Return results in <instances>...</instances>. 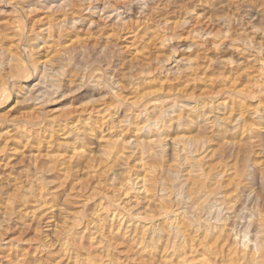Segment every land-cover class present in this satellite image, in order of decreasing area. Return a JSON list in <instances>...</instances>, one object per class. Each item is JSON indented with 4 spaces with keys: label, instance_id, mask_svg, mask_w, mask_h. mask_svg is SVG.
Here are the masks:
<instances>
[{
    "label": "rangeland",
    "instance_id": "1",
    "mask_svg": "<svg viewBox=\"0 0 264 264\" xmlns=\"http://www.w3.org/2000/svg\"><path fill=\"white\" fill-rule=\"evenodd\" d=\"M144 1L0 0V264H178L177 250L162 254L180 234L201 240L209 264H264V0ZM191 29L212 30L219 47L187 48L213 39L191 41ZM140 67L150 72L141 78ZM143 107L135 121L163 111L158 135L125 126ZM152 138L166 143L154 154ZM146 173L144 197L139 184L122 192Z\"/></svg>",
    "mask_w": 264,
    "mask_h": 264
},
{
    "label": "bare ground",
    "instance_id": "2",
    "mask_svg": "<svg viewBox=\"0 0 264 264\" xmlns=\"http://www.w3.org/2000/svg\"><path fill=\"white\" fill-rule=\"evenodd\" d=\"M141 1H142V2H145L144 0H131V3H132V4H135V3H139V4H140ZM148 1H149V0H148ZM134 2H135V3H134ZM139 4H138V5H139ZM144 5H146V4H144ZM140 6H141V7H139V8H144V7H142L141 4H140ZM146 6H147V5H146ZM148 6H149V5H148ZM154 6H156V4H155ZM123 8H124V7H123ZM123 8H122V9H123ZM126 9L128 10V8H126ZM114 10H116V12H117V9H114ZM127 10L124 9L125 12H126ZM141 10H142V9H141ZM143 10H145V9H143ZM122 11H123V10H122ZM192 11H193V10H192ZM142 12H143V11H142ZM151 12H152V11H151ZM188 12H189V11H188ZM118 13H119V12H118ZM121 13H122V12H121ZM138 13H139V12H138ZM189 13L191 14V12H189ZM158 14H159V13H158ZM158 14H156V12H152L151 15H149V16L151 17V19H153V18H155V16H157ZM195 14H197V13H195ZM119 15H120V13L117 14L116 17L119 16ZM161 16H162V15H161ZM120 17H121V16H120ZM159 17H160V16H159ZM199 17H200V14L194 16V18L192 19V21H195V23L193 22V24H192L193 26H194V24L200 23V21H201L202 19L199 20ZM118 18H119V17H117V19H118ZM156 18H157V17H156ZM202 18H203V17H202ZM217 18H218V17H217ZM151 19H150V20H151ZM158 19H159V18H158ZM184 19H185V18H184ZM221 19H222V18H221ZM176 21H177V20H176ZM203 21H205V20H203ZM210 21H211V20H210ZM159 22H160V23L163 22L164 28H165V26H166L165 29H167V27H168V23H167L168 21H167V19L164 18V19L161 20V21L159 20V21L157 22V24H159ZM187 22H188V21L185 19V23H186V24H187ZM189 22H190V21H189ZM201 22H202V21H201ZM215 22H216V21H215ZM71 23H72V22H71ZM166 23H167V25H166ZM170 23H171V21H170ZM176 23H177V22H176ZM190 23H191V22H190ZM203 23H204V22H203ZM207 23H208V22H206V25H207ZM222 23H223V22H222ZM172 24L175 25L174 22H172ZM172 24H171V26L169 27L170 29H172V28L174 27ZM180 24H181V23H180ZM178 25H179V24H178ZM189 25H190V24H189ZM208 25H209V24H208ZM208 25H207V27H208ZM47 26H48V27L45 28L46 32L44 31V32H45V35H46L45 37L50 36V29L52 28L51 25H48V24H47ZM139 26L141 27V25H139ZM160 26H161V24H160ZM176 26H177V25H176ZM201 26H202V25H201ZM137 27H138V26H137ZM148 27H149V26H148ZM203 27H204V26H203ZM143 28H144V27H143ZM146 28H147V27H146ZM149 28H150V27H149ZM176 28H177V27H175L174 29H176ZM179 28H180V27H179ZM196 28H199V26H198V27L196 26ZM204 28H205V27H204ZM134 29H135V28H134ZM138 29H139V27H138ZM189 29H190V28H189ZM209 29H211V28H209ZM136 30H137V29H136ZM191 30H193V31H190V32H189V30H188V33H191V34H190V37H191L190 39H191V41H193V40H192V39H194V35H193V34H195L196 32L198 33V34H196V36H197V35H200L201 38L204 37V35H206V36H208V37L212 36L213 39H212L211 41H207L206 37H204V40H202V42H201V41H195V42H193V43L190 44L191 46H190V45H187V48H188V47L191 48L192 45H194V44L197 46V48H200L201 50H202V49H207V46H208V45H209V48L213 47L214 49H217V48L219 47V45H220V44H219V43H220L219 40H220V39L218 40L219 43H217V40H215L214 37H213V35L211 34V31H212V30H211V31H205V30H204L205 32H203V33H202V30H201L200 32L197 31V30H194V29H191ZM42 31H43V30H42ZM137 31H138V30H137ZM165 31H166V30H165ZM173 31H174V30H173ZM132 32H133V30H132ZM132 32H131V33H132ZM135 32H136V31L134 30V33H135ZM141 32H142V30H141ZM146 32H148V31H146ZM174 32H175V31H174ZM51 33H52V32H51ZM134 33H133V34H134ZM170 33H171V32H170ZM201 33H202V34H201ZM216 33H217V32H216ZM221 33H223V32H221ZM224 33H225V32H224ZM37 34H39V33H37ZM158 34H159V33H158ZM218 34H219V33H218ZM218 34H217V35H218ZM40 35H41V34H40ZM43 35H44V34H43ZM138 35H139V34H138ZM138 35H137V36H138ZM170 35H175V34H170ZM170 35L168 34V37H169ZM187 35H189V34H187ZM220 35L222 36V34H220ZM51 36H52V35H51ZM51 36H50V37H51ZM134 36H135V35H134ZM134 36H133V37H134ZM181 36H182V35L179 34L177 37L180 38ZM45 37H44V39H45ZM161 37H162V36H161ZM163 37H164V36H163ZM170 37H171V36H170ZM170 37H169V39H170V41H171V38H170ZM174 37H175V36H174ZM185 37H186V38H187V37L189 38V36H185ZM185 37H184V38H185ZM225 37H226V36H225ZM48 38H49V37H48ZM175 38H176V37H175ZM181 38H182V37H181ZM186 38H185V39H186ZM188 38H187V39H188ZM219 38H221V37H219ZM172 39H173V38H172ZM196 39H197V38H195V40H196ZM223 39H224V38H223ZM238 40H239V39H238ZM166 41H167V40H166ZM166 41H165V42H166ZM240 41H241V40H240ZM159 42H160V41H159ZM163 42H164V41H163ZM163 42H162V43H163ZM232 42H233V41H232ZM232 42H231V43H232ZM234 42H235V41H234ZM234 42H233V43H234ZM236 42H237V41H236ZM45 43H46V42H45ZM222 43H223V42H222ZM244 43H245V42H244ZM246 43H247V42H246ZM248 44H249V42H248ZM259 44H260V43H259ZM195 45H194V46H195ZM223 46H224V45H223ZM236 46H237V45H236ZM246 46H247V44H246ZM259 46H260V45H259ZM261 46H262V45H261ZM47 47H48V46H47ZM163 47H164V46H163ZM232 47H233V46H232ZM232 47H231V48H232ZM252 47H253V46H252ZM252 47H250V48H252ZM225 48H226V47H225ZM238 48H239V46H238ZM256 48H257V49H256ZM256 48H255V51H254L255 53H253V56H254V57H256L255 55H258V54L260 53V47H259V48L256 47ZM236 49H237V48H236ZM241 49H243V48H241ZM252 49H254V48H252ZM201 50H199V51H201ZM208 50H209V49H208ZM219 50H221V49L219 48ZM196 51H198V50H196ZM199 51H198V52H199ZM242 51H243V50H242ZM194 52H195V51H194ZM208 52H209V51H208ZM205 53H206V52H205ZM193 55H194V54H193ZM168 56H169V55H168ZM147 57H148V56H147ZM169 57H170V56H169ZM194 57H195V56H194ZM150 58H151V57H150ZM196 59H197V57H196ZM212 59H213V58H212ZM225 59H226L225 61L228 60L229 63L231 62L229 59H227V58H225ZM259 59H260V58H259ZM141 60H142V59H141ZM147 60H148V58H147ZM163 60H164V59H163ZM167 60H168V58L165 59V61H167ZM188 61H189V60H188ZM188 61H187V62H188ZM144 62H145V61H144ZM181 62H184V61H181ZM220 62H221V61H220ZM223 62H224V61H223ZM262 62H264V61H262ZM191 63H192V62H191ZM208 63H211V60H209ZM193 64H194V62H193ZM218 64H219V63H218ZM218 64H217V65H218ZM144 65H145V64H144ZM148 65H149V64H148ZM184 65H185V64H184ZM207 65H208V64H207ZM155 66H156V65H155ZM187 66H188V65H187ZM153 67H154V66H153ZM205 67H206V66H205ZM205 67H204V68H205ZM179 68H180V66H179ZM151 69H152V68H151ZM136 70H137V69H136ZM165 70H166V69H165ZM176 70H179V69H176ZM195 71H196V69H195ZM148 72H150L149 69H143L142 67H140V70H139V72L137 73V75H139V76L141 77L142 74H144V73L146 74V73H148ZM182 73H183V72H182ZM198 73H199V72H198ZM130 75H131V74H130ZM139 76H138V78H139ZM186 76H187V75H186ZM188 76H189V75H188ZM9 77H10V76H9ZM129 77H131V76H129ZM132 77H133V76H132ZM132 77H131V78H132ZM50 78H51V77H50ZM141 78H142V77H141ZM149 78H150V77H149ZM197 78H198V77H197ZM146 79H147V78H146ZM153 79H154V78H153ZM138 80H139V79H138ZM138 80H137V81H138ZM143 81H144V80H143ZM150 81H151V80H150ZM147 82H148V81H147ZM136 84H137V83H136ZM143 84H144V83H143ZM136 86H137V85H136ZM143 86H144V85H143ZM131 87H132V86H131ZM145 87H146V86H145ZM135 88H136V87H135ZM113 89H114V87H113ZM137 89H138V88H136V89H134V90H137ZM140 91H141V90H140ZM145 91H146V90H145ZM145 91H143V92H145ZM147 91H148V89H147ZM121 92H122V91H121ZM121 92H120V93H121ZM129 92H130V91H129ZM132 92H133V91H132ZM145 93H146V92H145ZM154 93H156V92H154ZM118 94H119V93H118ZM142 94H143V93H142ZM126 95H127V94H126ZM138 95L140 96V93H139ZM143 95H144V94H143ZM149 95H151L150 92H149ZM127 96H129V95H127ZM131 96H132V94H131ZM139 96L136 98L137 100H138ZM145 96H146V95H145ZM145 96H144V98H145ZM133 97H134V93H133ZM133 97H132V98H133ZM135 97H136V94H135ZM132 98H131V99H132ZM141 98H142V97H141ZM124 99H125V96H124ZM133 99H135V98H133ZM128 100H129V99H128ZM227 101H228V100H227ZM232 102H233V101H232ZM204 103H205V102H204ZM204 103H203V104H204ZM233 103H234V102H233ZM238 103H239V102H238ZM238 103H237V104H238ZM106 104H107V103H106ZM123 104H124V103H123ZM174 104H175V103H174ZM222 104H224V102H222ZM180 105H183V104H180ZM190 105H191V104H190ZM220 105H221V102H220ZM220 105H219V106H220ZM224 105H225V104H224ZM229 105H230V104H229ZM234 105H236V104H234ZM193 106H194V105H193ZM193 106L191 105V107L189 108L190 110H188L189 112H188L187 114H190V113H191L190 115H192V114L195 115L194 112H195L199 107H197V106H196V107H193ZM202 106H203V105H202ZM241 106H242V104H241ZM166 107H167V106H166ZM184 107H185V106H184ZM186 107H187V105H186ZM232 107H235V106H232ZM151 108H152V107H151ZM202 108H204V107H202ZM237 108H239V107H237ZM96 109H97V108H96ZM102 109H105V108H102ZM239 109H240V108H239ZM119 110H120V109H119ZM163 110H164V109H163ZM167 110H169V109H167ZM181 110H182V108H181ZM198 110H199V109H198ZM202 110H203V109H202ZM90 111H91V110H90ZM101 111H102V110H100V114H102ZM106 111H107V110H106ZM116 111H117V110H116ZM146 111H147V109L143 107V109H141L139 112L133 114V116H132V117H133L132 120L134 119V121H135V118H138V119H139V117H141V116H145L144 114H146ZM150 111H151V110H150ZM152 111H153V110H152ZM170 111H171V110H170ZM174 111H177V110L174 109ZM91 112H92V111H91ZM98 112H99V111H98ZM102 112H104V110H103ZM162 112H163V111H159V114H158L157 117H153V118H149V119H148V116H147V117H146L145 119H143L142 121L137 120V121H135V122H130V121H127L126 119H121V120H126V121H127V123H126V122L124 123V122L122 121V123H124L125 126L130 127V126L132 125L136 131H139V130H140L139 132H141L142 130H145V129H146L147 131L151 132V134H154V136H155V135H158V134L160 133L161 129H163V128L166 126V123H167V121H165L163 118H161V116H162L161 113H162ZM164 112H165V111H164ZM196 112H197V111H196ZM88 113H89V112H88ZM94 113H95V112H94ZM114 113H115V112H114ZM118 113H121V110H120ZM129 113H130V112H129ZM151 113H152V112H151ZM151 113H150V114H151ZM165 113H166V112H165ZM168 113H169V112H168ZM173 113H174V112H173ZM173 113H172V114H173ZM176 113H177V112H176ZM176 113H175V114H176ZM226 113H227V112H226ZM90 114H91V113H90ZM106 114H107V113H106ZM111 114L113 115V112H112ZM178 114H179V113H178ZM228 114H229V113H228ZM103 115H104V114H103ZM130 115H131V114H130ZM130 115H129V116H130ZM167 115H168V114H167ZM181 115H182V114H181ZM199 115H200V114H199ZM151 116H152V115H151ZM151 116H149V117H151ZM165 116H166V114H165ZM169 116L171 117V114H170ZM205 116H206V115H205ZM170 117H169V118H170ZM176 117H177V116H176ZM183 117H184V116H183ZM190 117H191V116H190ZM238 117H239V116H238ZM89 118H90V117H89ZM89 118H88V119H89ZM92 118H93V117H92ZM124 118H125V116H124ZM126 118H129V117L126 116ZM187 118H189V117H187ZM191 118H192V117H191ZM200 118H201V117H200ZM203 118H204V117H203ZM205 118H206V117H205ZM205 118H204V119H205ZM239 118H240V117H239ZM86 119H87V118H86ZM108 119H109V116H108V115H104V116H102V117L99 119V122H100V124H102L104 121H107ZM129 119H130V118H129ZM141 119H142V117H141ZM170 119H171V118H170ZM172 119H174V116H173ZM176 119H178V117H177ZM189 119H190V118H189ZM237 119H238V118H237ZM92 121H93V120H92ZM108 121H109V120H108ZM168 121H170V120H168ZM173 121H174V120H173ZM175 121H177V120H175ZM175 121H174V122H175ZM181 121H182V120H181ZM70 122H71V121H70ZM114 122H115V121H114ZM117 122H118V119H117L116 123H117ZM120 122H121V121L118 122V125H119ZM128 122H129V123H128ZM171 122H172V121H171ZM174 122H173V123H174ZM177 122H178V121H177ZM191 122H192V121H191ZM86 123H87V122H86ZM86 123H85V124H86ZM95 123H97V122H95ZM109 123H110V121H109ZM112 123H113V122H111V124H112ZM175 123H176V122H175ZM170 124H172V123H170ZM181 124H182V123H181ZM74 125H75V124H74ZM104 125H105V124H104ZM106 125H107V124H106ZM115 125H116V124H115ZM176 125H177V124H176ZM182 125H184V124H182ZM71 126H72V125H71ZM99 126H100V125H99ZM108 126H109V125H108ZM173 126H174V124H173ZM184 126H185V125H184ZM184 126H183V127H184ZM101 127H102V126H101ZM109 127H110V126H109ZM119 127H120V126H119ZM128 127H127V128H128ZM176 127H177V126H176ZM90 128H91V125H90ZM92 128H93V127H92ZM120 128H121V127H120ZM72 129H73V128H72ZM109 129H110V128H109ZM88 130H89V129H88ZM132 130H133V129H132ZM77 131H78V130H77ZM90 131H91V129H90ZM124 131H125V130H124ZM129 131H130V130H129ZM10 132H11V131H9V133H10ZM5 133H6V132H5ZM9 133H8V134H9ZM142 133H143V132H142ZM165 133H166V132H165ZM180 133H181V132H180ZM24 134H25V133H24ZM121 134H122V133H121ZM124 134H125V133H124ZM133 134H135L134 131H133ZM144 134H145V133H144ZM145 135H147V134H145ZM167 135H168V134H167ZM139 136H141V134H140ZM165 136H166V135H165ZM48 137H49V136H48ZM119 137H120V136H119ZM141 137H143V136H141ZM141 137H140V138H141ZM148 137H149V136H148ZM160 137H161V136H160ZM166 137H167V136H166ZM184 137H185V136H184ZM184 137L182 136V139H183ZM115 138H116V136H115ZM138 138H139V137H138ZM140 138H139L138 140H140ZM143 138H145V137H143ZM153 138H154V137H153ZM153 138H152L151 140H148V141L146 142V144H147V149H148V151H149L148 153H150V154H151V152H153V151H152V144H154V145H156V146H161V142H162V141L160 142L161 139L159 140V139H153ZM162 138H163V137H162ZM116 139H117V138H116ZM125 139H126V138H125ZM132 139H133V138H132ZM132 139H131V143H132ZM172 139H173V138H172ZM174 139H175V138H174ZM176 139H177V138H176ZM182 139H180V140L177 142V144H176V145H179L178 147H180L181 152L185 149V145H186V146L188 145L189 148H190V146H191V145L189 146V144H190L189 141H190V140L188 141L189 144H185V145H184V142H183L184 140H182ZM187 139H188V137H187ZM111 140H112V139H111ZM145 140H147V139H145ZM164 140H165V137H164ZM123 141H124V140H123ZM123 141H122V142H123ZM129 141H130V140H129ZM134 141H136V140H134ZM170 141H171V140H170ZM172 141L174 142V140H172ZM106 142H107V140H106ZM106 142H105V143H106ZM115 142H116V141H115ZM122 142H121V143H122ZM164 142H165V141H164ZM173 142H172V143H173ZM194 142H196V141H194ZM200 142H201V141H200ZM202 142H203V141H202ZM202 142H201V143H202ZM112 143H113V142H112ZM127 143H128V142H127ZM127 143H126V144H127ZM135 143H139V142H135ZM162 143H163V142H162ZM167 143H168V142H167ZM186 143H187V141H186ZM196 143H198V142H196ZM113 144H114V143H113ZM128 144H129V143H128ZM128 144H127V145H128ZM164 144H166V143H164ZM164 144H163V145H164ZM173 144H174V143H173ZM191 144H192V142H191ZM202 144H205V143H202ZM130 145H132V144H130ZM130 145H129V146H130ZM137 145H138V144H137ZM163 145H162V146H163ZM197 145H198V144H197ZM197 145L195 146V144L193 143V148H195V150L192 149V151H193V150H194V151H197V150H198V152H200V150H199L200 147H201V149L205 147V146L203 147V145L200 146V147H198ZM107 146H108V145H107ZM122 146H123V145L119 146L118 144H115V147H116V148L120 147V153H121V150L123 149ZM145 146H146V145H145ZM162 146H161V147H162ZM166 146H167V145H166ZM194 146H195V147H194ZM109 147L112 148L113 146L110 145ZM161 147H160V149H159L160 151H161ZM168 147H169V146H168ZM176 147H177V146H176ZM121 148H122V149H121ZM125 148H126V147H125ZM125 148H124V149H125ZM133 148H134V147H133ZM163 148H164V147H163ZM173 148H174V145H173ZM173 148H172V149H173ZM186 148H187V147H186ZM191 148H192V147H191ZM139 149H141V148H139ZM165 149H166V147H165ZM177 149H178V148H176V150H177ZM116 150H117V149H116ZM116 150H115V152H116ZM133 150H134V149H133ZM188 150H189V149H188ZM75 151H76V150H75ZM110 151H111V150H110ZM128 151H129V150H128ZM135 151H136V149H135ZM137 151H138V150H137ZM137 151H136V152H137ZM139 151H140V150H139ZM171 151H172V150H171ZM204 151H205V150H204ZM204 151H201V153H202V152L204 153ZM108 152H109V151H108ZM112 152H113V151H112ZM130 152H131V151H130ZM158 152H159V151H158ZM163 152H164V150H163ZM174 152H177V151H174ZM187 152H188V151H187ZM118 153H119V152H118ZM127 153L129 154V152H127ZM132 153H133V152H132ZM154 153H155V152H153V154H154ZM192 153H193V152H192ZM192 153H191V154H192ZM195 153H197V152H195ZM75 154H76V153H75ZM115 154H116V153H115ZM124 154H126V153H124ZM130 154H131V153H130ZM137 154H138V153H137ZM137 154H136V155H137ZM139 154H141V153H139ZM142 154H143V152H142ZM153 154H152V155H153ZM189 154H190V153H189ZM76 155H77V154H76ZM120 155H121V154H120ZM120 155H119V156H120ZM126 155H127V154H126ZM145 155H146V154H145ZM177 155H178V154H177ZM185 155H186V154H185ZM185 155H184V156H185ZM107 156H108V155H107ZM109 156H110V155H109ZM112 156H113V155H112ZM114 156H115V155H114ZM119 156H118V157H119ZM132 156H133V155H132ZM149 156H150V155H149ZM153 156H154V155H153ZM181 156H182V155H180V158H181ZM193 156H194V155H193ZM198 156H199V154H198ZM105 157H106V156H105ZM116 157H117V156H116ZM127 157H128V156H127ZM127 157H126V158H127ZM160 157H161V156H160ZM175 157H177V156H175ZM189 157H190V156H189ZM200 157H201V155H200ZM200 157H197L196 160L198 161V158H200ZM202 157H203V156H202ZM71 158H72V157H71ZM138 158H139V157H138ZM150 158H151V157H150ZM183 158H184L185 160H187V159H186V156L183 157ZM187 158H188V157H187ZM191 158H192V157H191ZM193 158H194V157H193ZM69 159H70V158H69ZM140 159H141V158H140ZM145 159H146V158H145ZM174 159H175V158H174ZM174 159H173V160H174ZM177 159H179V158H177ZM177 159H176V161H177ZM189 159H190V158H189ZM189 159H188V160H189ZM116 160H117V159H116ZM118 160H119V159H118ZM199 160H200V159H199ZM124 161H125V160H124ZM138 161H139V160H138ZM180 161H182V160L180 159ZM115 162H116V161H115ZM187 162H188V161H187ZM187 162H186V163H187ZM199 162H200V161H199ZM174 163H175V161H174ZM177 164H178V163H177ZM183 164H184V163H183ZM197 164H198V163H197ZM139 165L142 166V163L140 162ZM174 165H175V164H174ZM181 165H182V164H181ZM185 165H186V164H185ZM188 165H190V164L188 163ZM188 165H187V166H188ZM135 166H136V165H135ZM172 166H173V165H172ZM190 166H191V165H190ZM137 167H138V166H137ZM174 167H175V166H174ZM180 167H181V166H180ZM190 170H191V169H190ZM166 171H167V170H166ZM187 171H188V170H187ZM143 172H144V171H143ZM189 172H190V171H189ZM141 173H142V172H141ZM175 173H176V172H175ZM178 173H179V172H178ZM187 173H188V172H187ZM191 173H192V172H191ZM124 174L126 175L127 173H124ZM143 174H144V173H143ZM143 174H142V175H143ZM189 174H190V173H188L187 175H189ZM152 175H153V173H152ZM152 175H151V176H152ZM180 175H181V174H180ZM187 175H186V176H187ZM151 176H149V175L146 173V174L143 175L140 179H138V177L135 178L136 181H135V179H128V178H127L128 180H126V182H125L124 184H121V183H120L121 185H123V188H124L122 192H124V194L126 195V194H128V192H129L130 190L133 191V186H134V185H135V187H136V185L138 186V184H139V189H140V190H138V191H139V192H142V193L144 194L142 197H144L147 193H149V192H148V185L150 184L149 181H150V177H151ZM186 176H185V177H186ZM127 177H128V176H127ZM131 177H132V176H131ZM189 177H190V176H189ZM151 178H152V177H151ZM179 178H180V177H179ZM187 178H188V177H187ZM183 179H184V178H183ZM179 180H180V179H179ZM185 180H186V179H185ZM183 181H184V180H183ZM151 184H152V183H151ZM151 184H150V185H151ZM152 186H153V185H152ZM135 187H134V188H135ZM150 188H151V187H150ZM136 189H138V188H136ZM118 190H119V189H118ZM120 190H121V189H120ZM120 190H119V191H120ZM161 190H162V188H161ZM161 190H160V191H161ZM164 190H165V189H164ZM160 191H159V192H160ZM135 192H136V191H135ZM161 192H162V191H161ZM133 193H134V192H133ZM142 193H139V194L142 195ZM139 194H138V195H139ZM200 194H201V193H200ZM203 194H204V193H203ZM131 195H132V194H131ZM122 196H123V193H122ZM132 196H133V195H132ZM147 196H148V195H147ZM147 196H146V197H147ZM204 196H205V195H204ZM207 196H208V194H207ZM140 197H141V196H140ZM128 198H129V197H128ZM136 198H137V197H136ZM131 199H133V198L131 197ZM148 199H149V198H148ZM204 199H205V198H204ZM204 199H203V201H204ZM129 200H130V199H129ZM129 200H128V201H129ZM199 200H200V199H199ZM205 200H206V199H205ZM114 201H115V200H114ZM37 202H38V201H37ZM157 202H158V200H157ZM126 203H127V202H126ZM135 203H136V201L134 202V204H135ZM146 203H147V202H146ZM40 205H42V207H43V206H44V203H42V204H40ZM138 205H139V204H138ZM163 205H164V204H163ZM165 205H166V204H165ZM165 205H164V206H165ZM123 206H124V205H123ZM145 206H146V205H145ZM159 206H160V205H159ZM159 206H158V208H159ZM36 207H39V206H36ZM45 208H46V207H45ZM161 208H162V206H161ZM161 208H160V209H161ZM101 209H102V208H101ZM126 209H127V208H126ZM131 209H133V208H131ZM140 209H141V208H140ZM166 209H167V208H166ZM208 209H209V208H208ZM46 210H47V209H46ZM97 210H98V209H97ZM134 210H136V209L134 208ZM153 210H154V209H153ZM108 211H109V210H108ZM164 211H165V210H164ZM136 212H137V211H136ZM208 212H209V211H208ZM96 213H97V212H96ZM141 213H142V212H141ZM148 213H149V212H148ZM169 213H170V212H169ZM182 213H183V212H182ZM94 214H95V213H94ZM165 214H166V213H165ZM179 214H181V213H179ZM208 214H210V213H208ZM127 215H128V214H127ZM175 215H176V214H175ZM214 215H215V214H214ZM108 216H111V215H108ZM133 216H134V220H136L137 217H138L137 214H133ZM163 216H165V215H163ZM163 216H162V218H163ZM168 216H169V215H168ZM170 216H171V215H170ZM209 216H210V215H209ZM217 216H218V214H217ZM176 217H177V216H176ZM97 218H98V214H97ZM102 218H103V217H102ZM110 218H111V221H112L113 219H115V218H116L117 221H118V218L115 217V215H112V217H110ZM159 218H160V217H159ZM159 218H158V219H159ZM162 218H160L159 220H161ZM167 218H169V217H167ZM172 218H173V217H172ZM197 218H198V217H197ZM203 218H204V217H203ZM164 219H165V217H164ZM208 219H210V218L208 217ZM213 219H214V218H213ZM125 220H126V219H125ZM154 220H155V219H154ZM167 220H168V219H167ZM178 220H179V219H178ZM216 220H217V218H216ZM93 221H94V220H93ZM99 221H100V220H99ZM114 221H116V220H114ZM123 221H124V219H123ZM170 221H171V220H170ZM173 221H174V220H173ZM175 221H176V218H175ZM206 221H207V220H206ZM212 221H213V220H212ZM134 222H135V221H134ZM157 222H158V221H157ZM182 222H184V220H183ZM192 222H193V221H192ZM195 222H196V221H195ZM119 223H120V222H119ZM123 223H124V222L121 221V224H122V225H123ZM125 223H126V222H125ZM140 223H141V222H140ZM140 223H139V224H140ZM160 223H161V222H160ZM166 223H167V222H166ZM170 223H171V222H169L168 224H170ZM193 223H194V222H193ZM199 223H200V222H199ZM201 223H202V222H201ZM204 223H206V222H204ZM207 223H208V221H207ZM209 223H210V221H209ZM215 223H216V222H215ZM112 224H113V223H112ZM148 224H149V223H148ZM151 224H152V223H151ZM153 224H154V223H153ZM155 224H156V223H155ZM181 224H182V223H181V221H180V223H176V225H175V227H174V228H175V232H176L177 234L179 233L180 227L183 226V225H181ZM197 224H198V223H197ZM117 225H118V224H117ZM158 225H159V224H158ZM200 225H201V224H200ZM216 225H217V224H216ZM118 226H119V225H118ZM118 226H117V228H118ZM138 226H139V225H138ZM148 226H149V225H148ZM148 226H147V228H148ZM167 226H168V225H167ZM173 226H174V225H173ZM184 226H185V225H184ZM198 226H199V225H198ZM204 226H205V225H204ZM120 227H121V225H120ZM154 227H155V226H153V228H154ZM170 227H171V226H170ZM205 227H206V226H205ZM205 227H204V229H205ZM158 228H159V227H158ZM197 228H198V227H197ZM199 228H200V227H199ZM215 228H216V226H215ZM217 228H218V226H217ZM130 229H131V227H130ZM132 229H133V228H132ZM150 229H151V228H150ZM162 229H163V227H162ZM167 229H168V228H167ZM181 229H182V228H181ZM195 229H196V228H195ZM211 229H212V228H211ZM115 230H116V229H115ZM117 230H118V229H117ZM148 230H149V229H148ZM157 230H158V229H157ZM160 230H161V229H160ZM169 230H170V229H169ZM183 230H184V228H183ZM196 230H197V229H196ZM206 230H207V229H206ZM144 231H145V229H143V230L140 231V233H139V234H140V237H141V234L144 233ZM154 231H155V233H156V230H154ZM180 231H181V230H180ZM185 231H187V230H185ZM185 231H184V232H185ZM207 231H208V230H207ZM207 231H206V232H207ZM133 232H134V231H133ZM136 232H137V230H136ZM146 232H147V230H146ZM148 232H149V231H148ZM195 232H196V231H195ZM155 233H154V234H155ZM163 233H165V232H163ZM168 233H169V232H168ZM181 233H182V231H181ZM215 233H216V232H215ZM215 233H214V234H215ZM131 234H132V233H131ZM144 234H145V233H144ZM144 234H142V235H143V237L145 236L144 238H146V235H144ZM146 234H148V233H146ZM158 234H159V233H158ZM158 234H157V236H161V235H158ZM169 234H170V233H169ZM217 234H218V233H217ZM135 235H136V234H135ZM155 235H156V234H155ZM186 235H187V234H186ZM188 235H189V234H188ZM202 235H204V233H203ZM207 235H208V234H207ZM150 236H151V233H150ZM152 236H153V235H152ZM157 236H156V238H158ZM166 236H167V233H166ZM166 236H165V238H168V237H166ZM189 236H190V235H189ZM191 236H192V234H191ZM191 236H190L189 239H187L188 237L186 238L184 235L180 234L179 237H178V238H179V239H178V242H177L176 244H174V243L171 242V244L168 243V244H166L165 247H163V248H164V250H163V251H164V254H162V255H164L165 257H167L168 255H167L166 253H167V250H168V249H171V251L173 250V252H174V251L176 252V250H177V252H179L178 255L176 256L178 264H209V261H208L207 257L203 254L204 252H203V253H202V252H201V253H198L199 251L197 250V245L200 244V241H201V240L199 241V244H196V245H195V244H194L195 242L191 239V238H192ZM195 236H196V235H195ZM195 236H194V237H195ZM205 236H206V235H205ZM210 236H211V235H210ZM140 237H139V238H140ZM217 237H218V236H217ZM154 238H155V237H154ZM156 238H155V239H156ZM197 238H198V237H196V239H197ZM202 238H203V237H202ZM213 238H214V237H213ZM174 239H176V236H175ZM193 239H194V238H193ZM208 239H209V238H208ZM219 239H220V238H219ZM153 240H154V239H153ZM153 240H152V241H153ZM158 240H160V239L158 238ZM158 240H157V242H159ZM161 240H163V239H161ZM165 240H166V239H165ZM197 240H198V239H197ZM211 240H212V238H211ZM144 241H145V239H144ZM155 241H156V240H155ZM192 241H193L194 243H193ZM205 241H206V240H205ZM251 241H252V240H251ZM138 242H139V241H138ZM140 242H141V241H140ZM140 242H139V246H140ZM142 242H143V241H142ZM146 242H147V241H146ZM164 242H165V241H164ZM173 242H174V241H173ZM207 242H208V241H207ZM219 242H220V241H219ZM153 243H154V241H153ZM153 243H152V244H153ZM161 243H162V242H161ZM202 243H203V242H202ZM210 243H211V241H210ZM215 243H216V242H215ZM98 244H99V243H98ZM142 244H143V246L145 247L144 243H142ZM148 244H149V243H148ZM162 244H163V243H162ZM253 244H254V243H253ZM256 244H257V243H256ZM159 245H160V244H159ZM164 245H165V244H164ZM215 245H216V244H215ZM220 245H221V244H220ZM251 245H252V244H251ZM260 245H263V244L260 243ZM136 246H138V245H136ZM141 246H142V245H141ZM148 246H149V245H148ZM148 246H147V247H148ZM203 246H204V245H203ZM207 246H208V244H207ZM201 247H202V246H201ZM208 247H209V246H208ZM217 247H218V246H217ZM138 248H139V247H138ZM202 248H204V247H202ZM220 248H221V246H220ZM260 248H261V246H260ZM143 249H144V248H143ZM149 249H150V248H149ZM205 249H206V247H205ZM224 249H225V248H224ZM254 249H255V248H254ZM261 249H263V248H261ZM146 250H147V249H146ZM206 250H207V249H206ZM219 250H221V249H219ZM222 250H223V249H222ZM231 250H232V252H233V249H231ZM256 250H258V247H256ZM144 251H145V249H144ZM150 251H151V250H150ZM259 251H260V250H259ZM205 252H206V251H205ZM207 252H208V251H207ZM210 252H211V255L214 254L213 251H211V249H210ZM220 252H221L220 254H224V253H222V251H220ZM224 252H225V251H224ZM235 252H236V251H235ZM263 252H264V251H263ZM161 253H162V252H161ZM161 253H160V254H161ZM168 253H169V252H168ZM233 253H234V252H233ZM259 253H260V252H259ZM174 254H175V253H174ZM218 254H219V253H218ZM225 254H226V253H225ZM235 254H236V253H235ZM238 254H239V253H238ZM243 254H244V253H243ZM203 255H204V256H203ZM214 255H215V254H214ZM214 255H213V256H214ZM233 255H234V254H233ZM253 255H255V254H253ZM253 255H251V256H253ZM256 255H257V254H256ZM260 255H261V254H260ZM263 255H264V254H263ZM164 256H163V257H164ZM213 256H212V257H213ZM219 256H220V255H219ZM219 256H218V257H219ZM225 256H226V255H225ZM225 256H224V258H225ZM244 256H245V255H244ZM214 257H215V256H214ZM222 257H223V256H222ZM228 257H229V256H228ZM236 257H237V256H236ZM248 257H249V255H248ZM262 257H263V256H262ZM158 258H159V257H158ZM158 258H157V259H158ZM171 258H172V257H171ZM224 258H223V259H224ZM234 258H235V257H234ZM252 258H253V257H252ZM258 258H259V257H258ZM167 259H168V257H167ZM167 259H166V261H167ZM244 259H246V258H244ZM260 259H261V258H260ZM103 260H104V259H103ZM210 260H212V258H210ZM214 260H215V259H214ZM219 260H220V259H219ZM228 260H229V259H228ZM230 260L232 261L233 258L231 257ZM254 260H255V259H254ZM254 260H252V261L254 262ZM168 261H169V260H168ZM231 261H230V262H231ZM244 261H245V260H244ZM244 261H243V262H244ZM249 261H250V260H249ZM252 261H251V262H252ZM257 261H258V260H257ZM94 262H95V261H94ZM154 262H155V261H154ZM223 262H224V261H223ZM226 262H227V261H226ZM234 262H235V261H234ZM245 262H247V261H245ZM261 262H263V261H261ZM103 263H104V262H103ZM109 263H110V262H109ZM228 263H229V262H228ZM237 263H239V261H238ZM214 264H215V263H214ZM242 264H244V263H242ZM248 264H249V263H248Z\"/></svg>",
    "mask_w": 264,
    "mask_h": 264
}]
</instances>
